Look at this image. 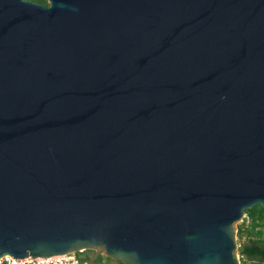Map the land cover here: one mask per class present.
Here are the masks:
<instances>
[{
  "label": "water",
  "instance_id": "obj_1",
  "mask_svg": "<svg viewBox=\"0 0 264 264\" xmlns=\"http://www.w3.org/2000/svg\"><path fill=\"white\" fill-rule=\"evenodd\" d=\"M0 0V257L239 264L264 210V0Z\"/></svg>",
  "mask_w": 264,
  "mask_h": 264
},
{
  "label": "trees",
  "instance_id": "obj_2",
  "mask_svg": "<svg viewBox=\"0 0 264 264\" xmlns=\"http://www.w3.org/2000/svg\"><path fill=\"white\" fill-rule=\"evenodd\" d=\"M244 214L249 221L246 224L243 220L236 229L237 238L244 236V240L238 246V252L242 255L240 264H246L247 261L264 264V223L256 222L260 218L264 219V210L256 205L245 210ZM97 264H100V260Z\"/></svg>",
  "mask_w": 264,
  "mask_h": 264
},
{
  "label": "built area",
  "instance_id": "obj_3",
  "mask_svg": "<svg viewBox=\"0 0 264 264\" xmlns=\"http://www.w3.org/2000/svg\"><path fill=\"white\" fill-rule=\"evenodd\" d=\"M245 214H243L241 220L242 222L245 218ZM240 238V239H239ZM236 237V246L244 240V236ZM238 263L240 264V260L242 259V255L238 252L237 254ZM86 258L81 255L79 251H70L64 254H56L48 257H24V258H15L10 255H2L0 257V264H84Z\"/></svg>",
  "mask_w": 264,
  "mask_h": 264
},
{
  "label": "rangeland",
  "instance_id": "obj_4",
  "mask_svg": "<svg viewBox=\"0 0 264 264\" xmlns=\"http://www.w3.org/2000/svg\"><path fill=\"white\" fill-rule=\"evenodd\" d=\"M31 1H33L35 3L43 4V5H46L47 4L46 0H31ZM243 220H244V223L247 224V222L249 221V218H247V216H246ZM256 222H258V224H262V223H264V219H261L260 218V219L256 220ZM240 223L241 222H238V224H240ZM99 260H100V264H111V261H112L111 259H109V258H107L105 256H100V259ZM246 264H257V262H255V261H247Z\"/></svg>",
  "mask_w": 264,
  "mask_h": 264
},
{
  "label": "flooded vegetation",
  "instance_id": "obj_5",
  "mask_svg": "<svg viewBox=\"0 0 264 264\" xmlns=\"http://www.w3.org/2000/svg\"><path fill=\"white\" fill-rule=\"evenodd\" d=\"M81 255H82L83 257H85L86 260H88V259L91 258V256H92L91 253H90V254H87V253H85V252H81ZM99 259H100V256H97V257L95 258V260L93 261L92 264H97V261H98ZM116 264H121V263H117V262H116Z\"/></svg>",
  "mask_w": 264,
  "mask_h": 264
},
{
  "label": "crops",
  "instance_id": "obj_6",
  "mask_svg": "<svg viewBox=\"0 0 264 264\" xmlns=\"http://www.w3.org/2000/svg\"><path fill=\"white\" fill-rule=\"evenodd\" d=\"M111 264H116V262L112 260V261H111Z\"/></svg>",
  "mask_w": 264,
  "mask_h": 264
}]
</instances>
